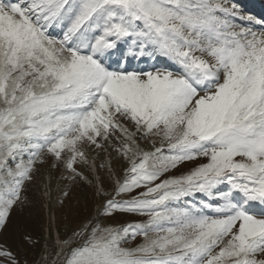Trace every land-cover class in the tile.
Masks as SVG:
<instances>
[{
    "label": "snow or ice",
    "instance_id": "1",
    "mask_svg": "<svg viewBox=\"0 0 264 264\" xmlns=\"http://www.w3.org/2000/svg\"><path fill=\"white\" fill-rule=\"evenodd\" d=\"M45 154L101 218L146 219L65 236L50 217L43 264H264V17L235 0H0V231Z\"/></svg>",
    "mask_w": 264,
    "mask_h": 264
},
{
    "label": "rangeland",
    "instance_id": "2",
    "mask_svg": "<svg viewBox=\"0 0 264 264\" xmlns=\"http://www.w3.org/2000/svg\"><path fill=\"white\" fill-rule=\"evenodd\" d=\"M173 65L178 71L177 66ZM123 123L134 130L131 122L123 121ZM150 140L151 138L141 142L145 150H151ZM86 154L90 160L95 159L97 165L112 159L117 175L121 178L128 166L127 161L116 158V154L112 152L111 148L108 149V152H101L89 147L86 148ZM44 159L45 163L38 167V171L34 173L33 181L25 185L23 196L26 197V202L13 208L7 227L0 231V249L11 251L19 264H43V258L47 255L46 248L55 240L56 236V230L51 232V237L49 235L50 217H55L56 229L65 236L70 235L74 229H79L89 221L95 223L102 219V227H122L128 223L146 219L127 215H120L115 219L101 218L99 204L93 196V190L83 183L62 180L61 174L68 175L63 161L57 167H53L56 162L52 156L45 154ZM25 160H27V156H25ZM204 162L206 160L203 158L187 162L178 171L167 175L187 173ZM77 167L85 171L87 168L82 164H78ZM100 171L103 172V170ZM86 174H88L87 171ZM45 185L49 186L50 195H44ZM112 187L109 185V190ZM65 189L70 192L67 198L62 195ZM60 198L65 200L64 205L58 203ZM26 236H31L33 243H29ZM143 242L142 237H137L135 240L122 242L121 246L132 249ZM0 264H11V262L7 257L0 256Z\"/></svg>",
    "mask_w": 264,
    "mask_h": 264
}]
</instances>
